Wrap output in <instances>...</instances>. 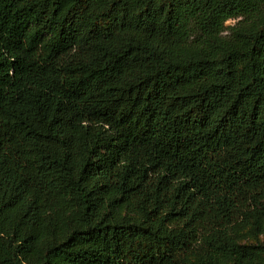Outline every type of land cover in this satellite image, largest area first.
Wrapping results in <instances>:
<instances>
[{
  "label": "trees",
  "instance_id": "1",
  "mask_svg": "<svg viewBox=\"0 0 264 264\" xmlns=\"http://www.w3.org/2000/svg\"><path fill=\"white\" fill-rule=\"evenodd\" d=\"M0 264H264V0H0Z\"/></svg>",
  "mask_w": 264,
  "mask_h": 264
},
{
  "label": "rangeland",
  "instance_id": "2",
  "mask_svg": "<svg viewBox=\"0 0 264 264\" xmlns=\"http://www.w3.org/2000/svg\"><path fill=\"white\" fill-rule=\"evenodd\" d=\"M235 23V21H233V20H229V21H227V23L225 24L226 26H231V25H233Z\"/></svg>",
  "mask_w": 264,
  "mask_h": 264
}]
</instances>
